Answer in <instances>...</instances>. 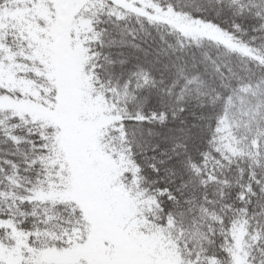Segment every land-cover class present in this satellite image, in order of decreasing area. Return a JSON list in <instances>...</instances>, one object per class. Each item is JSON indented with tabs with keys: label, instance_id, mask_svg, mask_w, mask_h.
Returning <instances> with one entry per match:
<instances>
[{
	"label": "snow or ice",
	"instance_id": "snow-or-ice-1",
	"mask_svg": "<svg viewBox=\"0 0 264 264\" xmlns=\"http://www.w3.org/2000/svg\"><path fill=\"white\" fill-rule=\"evenodd\" d=\"M0 264H264V0H0Z\"/></svg>",
	"mask_w": 264,
	"mask_h": 264
}]
</instances>
